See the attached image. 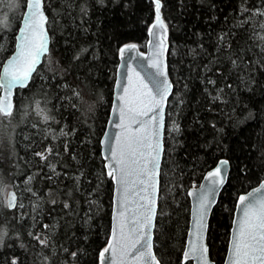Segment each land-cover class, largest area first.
<instances>
[{
  "label": "trees",
  "instance_id": "trees-1",
  "mask_svg": "<svg viewBox=\"0 0 264 264\" xmlns=\"http://www.w3.org/2000/svg\"><path fill=\"white\" fill-rule=\"evenodd\" d=\"M26 1L0 0V67ZM160 1L173 90L154 252L160 264H191L182 262L187 191L226 158L207 233L210 257L222 264L236 199L264 177V0ZM154 7L153 0H44L49 53L0 118V264H98L113 194L99 141L118 53L133 42L144 47ZM5 187L16 192L13 208Z\"/></svg>",
  "mask_w": 264,
  "mask_h": 264
},
{
  "label": "snow or ice",
  "instance_id": "snow-or-ice-1",
  "mask_svg": "<svg viewBox=\"0 0 264 264\" xmlns=\"http://www.w3.org/2000/svg\"><path fill=\"white\" fill-rule=\"evenodd\" d=\"M154 2L156 23L152 28H165L160 18V0ZM41 3L42 0H27L28 11L24 15V25L20 28L21 35L17 37L18 50L7 62L3 75H0V87H3L9 95L13 87L26 86L41 57L48 52L44 29L46 17L41 10ZM152 35L153 40L149 43L153 45L154 51L149 59V67L155 69L157 77H166L161 60L163 41L156 37L155 32H152ZM136 48V44H127L120 48L119 52L123 56L125 51ZM129 71L132 75L126 77L124 95L119 97V107L114 108V111L119 113V123L116 127L121 131L114 138L115 144L110 149V159L106 164L109 169L107 175L119 186L116 225L107 246L99 253L100 264H104L106 254L111 255V264H126V258L129 256L132 259L128 264H159L152 253L151 230L155 215L156 176L162 152L163 106L170 84L165 78L159 82L158 91L153 93L134 68L130 67ZM133 75L138 81L136 86H133ZM76 95L78 96L79 93ZM11 111L12 105L6 95L0 100V113L10 115ZM43 119L47 121L49 117L45 114ZM175 130H178V127ZM37 155L46 159L43 153ZM227 163L226 160L220 161L219 166L207 174L209 185L199 198L195 234L189 251L184 253L185 260L196 257L200 264H209L206 255L208 250L203 243L207 227L205 218L213 202L210 196H214L218 186L225 182L226 173L223 169L226 168ZM262 190L264 183L253 192H249L247 196L239 197L238 210L241 215L235 221L230 264H264V194L256 195ZM14 201L13 195L8 207H14ZM40 243L46 242L40 240ZM118 253L119 259H117ZM72 255L75 256L76 253ZM12 264H16V261L13 260Z\"/></svg>",
  "mask_w": 264,
  "mask_h": 264
},
{
  "label": "water",
  "instance_id": "water-1",
  "mask_svg": "<svg viewBox=\"0 0 264 264\" xmlns=\"http://www.w3.org/2000/svg\"><path fill=\"white\" fill-rule=\"evenodd\" d=\"M153 2H154V0H153ZM154 4H155V2H154ZM26 5H27V1H26L25 7H24V10H23L21 19H20L19 26H18L16 34H15L14 49L10 53V55L3 61L2 65L0 67V75H3L4 67L6 66L7 62L12 57H14V55L16 54V52L18 50L17 49V44L19 43V41H18L17 37L21 35L20 28H22L23 25H24V15L28 11ZM160 5H161V1H160ZM41 10H42L44 16L46 17V22L44 24V29H45L46 36H47V41H48V45H47L48 46V52L41 57L40 63L36 65V70L42 64L45 56L49 53L50 43H51V38H50L48 25H47L48 17H47V14L45 12V9H44V0H42V3H41ZM160 18H161L163 24L165 25V28H158V29H153L152 28V26L156 23V12H155L154 20L148 27L147 41L145 43V47L144 48H140L138 46V43L133 42V43H129V44H136L137 48L135 50H127V51H125L123 56L120 55V52L118 53V64H117L116 72H115V82H114V86H113L111 106H110V109H109L108 119L106 121L104 131H103V133H102V135L100 137V141H99L101 156H102V158L104 160V166H105V169H106V171L108 173L109 169L106 167V164H108L109 159H110V149L115 144V139H114L115 136L118 135L120 133V131H121L119 128L116 127V124L119 123V113L117 111H114V108H118L119 107V104H120L119 97L124 95L123 89H124V87L127 84L126 77L132 75L130 73V71H129L130 67L134 68L136 70V72H138L140 74V77L143 78L144 83H146L148 85V87L150 89H152L153 93H156L158 91L159 82L164 80L165 78L167 79V81L170 84V88H169L168 95L166 97V101H165L164 106H163L164 107L163 127L161 129L162 152H161V155H160V164H159L158 174L156 176V189L157 190H156V196H155V201H156V204H155V215H154V218H153V227H152V230H151L152 253L155 256L156 260L159 262V264H160V261L157 258L156 254L154 252V247H153L154 226H155V219H156V213H157V207H158L160 167H161L163 151H164L163 136H164V128H165L166 107H167L168 99H169V97H170V95L172 93V90H173V82H172V79H171V77L169 75L168 61H167L168 49H169V30H168V27H167V25L165 24V22H164V20L162 18L161 10H160ZM150 29L152 30V32L156 33V37L159 40L163 41L164 49H163V55L161 57V60H162V67L164 68L165 73H166V77L165 76L157 77L155 75V69L149 67V59L152 56V53L154 51L153 45H151L149 43V41L153 40V35H152V32H150ZM35 71L31 74L30 79L26 82V86L31 81V78H32L33 74L35 73ZM132 82H133V86H136L137 83H138L137 78L134 75L132 76ZM117 85H119V87ZM25 87H19V86L13 87L12 90H11L10 95L6 93V91H5V89L3 87H0V100H3V98L7 95L8 96V100L11 103L12 109H13L15 91L17 89H19V88H25ZM225 160L228 162L226 168L223 169V171L226 173V179H225V182H224L223 185L218 186V188H217V190L215 192V195L214 196H210V199L213 202L211 203L210 211L208 212V215L205 218V223H206L207 227H206V231H205L204 236H203V243L207 247V250H208L206 255H207V259L209 261V264H216V262L210 257V254H209V246H208V242H207V233H208V225H209V219H210L211 212H212L214 206L216 205V203L218 201V198H219V195H220L224 185L226 184V181H227V178H228L230 165H229V161L226 158H220L214 166L209 168L204 173V175L201 178V180L199 181V183L194 185V186H191L188 189V191H187V195H188L189 203H190V210H189L188 228H187V232H186L184 247H183V250H182V262L190 261L191 264H200V262L198 261V259L196 257H190L188 260H185L184 259V253L186 251H189L190 243L192 242V240L194 238L195 221H196L197 213H198L199 198H200L201 194L206 191V189H207V187L209 185V180L206 179L207 174H208L209 171H212L217 166H219V162L220 161H225ZM112 182H113V194H112V209H111V226H110V232H109V236H108L107 242H106L105 246L103 247V249L107 246L109 240L111 239L112 230H113L114 226L116 225V219H115L116 211H117L116 201L119 199V191H118V187L119 186L116 184V182L113 179H112ZM261 183H264V177L256 185L252 186L247 191L239 194L237 199H236L235 208H234V211H233L232 223H231L230 232H229L227 250H226V254L224 256V260H223L222 264H230L231 240H232L233 234H234L235 221H237L239 219L240 215H241L240 211L238 210L239 197L242 196V195L247 196L249 192H253L254 189L260 187ZM261 194H264V190H262L261 193H257L256 195L259 196ZM13 195L15 196L14 203L16 205V201H17L16 192H15L14 189H9L7 191V206H8L9 201L12 198ZM9 208H13V207H9ZM103 249H101V251ZM106 257L107 258L105 259L104 264H111V259H112L111 255L110 254H106ZM117 259H119V253L117 254ZM131 259L132 258L130 256L127 257L126 258V264H128V262H130ZM98 264H100V256L98 257Z\"/></svg>",
  "mask_w": 264,
  "mask_h": 264
},
{
  "label": "rangeland",
  "instance_id": "rangeland-1",
  "mask_svg": "<svg viewBox=\"0 0 264 264\" xmlns=\"http://www.w3.org/2000/svg\"><path fill=\"white\" fill-rule=\"evenodd\" d=\"M138 46L140 47V48H144L145 47V45H144V47H142L140 44H138ZM4 116H9V115H4L3 113H0V118L1 117H4ZM196 185V184H195ZM194 186V185H193ZM9 189H11V187H5L4 188V190H3V199H4V201H5V203L7 204V191L9 190Z\"/></svg>",
  "mask_w": 264,
  "mask_h": 264
},
{
  "label": "bare ground",
  "instance_id": "bare-ground-1",
  "mask_svg": "<svg viewBox=\"0 0 264 264\" xmlns=\"http://www.w3.org/2000/svg\"><path fill=\"white\" fill-rule=\"evenodd\" d=\"M154 9H155V7H154ZM160 10H161V8H160ZM162 14V13H161ZM163 18V17H162ZM164 20V19H163ZM165 22V21H164ZM166 24V23H165Z\"/></svg>",
  "mask_w": 264,
  "mask_h": 264
}]
</instances>
